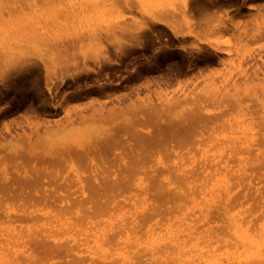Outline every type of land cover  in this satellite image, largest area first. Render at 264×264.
<instances>
[{"label": "bare ground", "instance_id": "6f19581e", "mask_svg": "<svg viewBox=\"0 0 264 264\" xmlns=\"http://www.w3.org/2000/svg\"><path fill=\"white\" fill-rule=\"evenodd\" d=\"M241 1L239 0H176L173 2L171 6L170 5L167 6L166 10L167 9L171 10L170 11L171 14H173L175 18L181 19V22L182 20L184 21V19L186 21L188 20L189 22L190 19L195 20L198 23L195 25V28L182 31L177 26L169 23L166 19H164L165 17H152L149 20V22L145 26L142 25V27H140V25L136 26V24L133 26L131 24L130 26H127L128 25L127 24L126 25L127 27L125 26L126 28L117 29L116 28L117 26L115 25L112 26L113 27L112 31L114 35L113 38H118L127 33L133 37L132 39H136L137 41H140L139 36L142 34L141 32L143 30L145 31V33L146 31H151L153 26L159 23L166 24L176 36L193 35V37L194 36L199 37L204 31H208L213 27L212 22L211 21L208 22L210 17H207L203 12V10H205L209 5L223 6L224 4H227L226 6L230 4H234L236 5L235 7L240 8L241 5L244 6L246 0H241ZM257 1L258 3L252 2L249 3L248 6L256 10V15L257 13H260V16L259 14L257 15L259 18H257L255 15L252 23L246 21L245 23L242 24V26H238L239 25L238 24L236 26V29L232 28V31L234 33L233 38L237 39L238 42H240L241 40L247 41L251 38L259 36L260 34L262 35V33L264 34V15H263L264 13L261 10V8L264 7V0H257ZM49 3L51 4V1H49ZM66 8L67 7H65L64 9ZM224 8L226 9V12L219 11V13L227 15L226 18L228 19L231 16L229 14L230 9L225 6ZM51 9H54V11L56 9L59 10L58 7ZM56 11L55 13L52 11L53 14L51 12V15H42V18L46 21V23H42L43 20L41 18L40 19L42 21L39 18L36 20H31L32 19V18L30 19L31 16H27V15L22 17L20 16V18H16L17 19L16 20L15 17H18L19 16L18 14L21 13H18L17 14L18 16L14 15L13 17L0 15V18H3V20L5 19V21H1V23H5V22L12 23L13 25L12 24L11 25L14 26L13 28L15 30V31L13 30L14 32L11 31L13 35L8 36V38H7V34H5V31H3V33L6 35V37L4 34H1L4 36L0 37V81L1 82L7 80L9 81L11 80L12 82H18V80L20 79L24 80V78L29 77V74L31 75V70H30L31 63L29 64L27 62L28 59L26 58H28L30 55L34 53H37L38 51H42V49L47 52L49 51L51 54H53V57L57 61L59 60V58H63L66 60V58H68L69 55L71 56L73 54V52L71 54L72 49L74 50L75 49L74 47L75 46L77 47L78 44H80L81 46V44H83L86 38L94 40L95 38L98 39V37H100L98 34L99 32H96V34L86 33L85 36H83L80 30H77L80 32V34H75V35H72V33L74 32H71V34L64 32L61 33V31L55 32L56 30L58 31L60 24L63 25L65 23L64 22L66 19L65 16H67V15H63L65 14L63 13V11L61 13H56ZM66 13L69 14L70 12L67 11ZM11 14H14V12L13 13L11 12L9 15ZM192 23L189 24L192 25ZM221 23L223 30L229 29L228 27L229 25H227L225 19L221 20ZM0 27L2 26L0 25ZM2 30L3 29H1V32ZM63 30H66V28L65 29L63 28ZM110 30L111 29H109V31ZM6 31L8 32V29ZM118 41L119 39H117V43ZM223 41L227 42L228 40H214L208 42V44L216 51L227 52L231 50L233 51V49L237 51H244L245 49V47L242 44H240V46H237L235 48L230 47L229 45L224 47ZM96 43H98L97 40ZM93 46L88 45L87 49L88 48L91 49L90 47ZM118 46H121V44ZM196 48L198 51V49H200L201 46L196 45L195 49ZM94 49L95 48H93V50ZM120 49L121 47H119V50ZM128 49L131 50V48ZM82 50L83 49H81V51ZM25 51H31V52L29 54H26ZM79 51L80 50H78V53H80ZM124 52H126V50ZM78 53L76 55H78ZM92 53H94V51ZM86 58L84 60H86ZM32 59L29 58V62ZM35 59H37V57ZM73 61L71 62L73 63ZM48 63H49V59H48ZM72 63L70 65H72ZM80 63L78 65H80ZM95 63L93 62V64ZM65 64L64 66H66ZM78 65L76 63V66ZM35 66H33V68ZM51 67L52 66H50V64L45 65L44 67L46 72L45 76H46L48 90H50V86H49L50 84H48L49 82L47 78L49 76ZM82 67H85V65ZM134 69L133 71H135ZM88 70L90 69L88 68ZM78 72L80 71L78 70ZM36 75H38V73ZM82 76L84 75L82 74L79 77ZM50 79L51 78L49 77V81ZM53 80L51 81V83L53 82ZM88 84L90 85V83ZM135 85L132 87L133 90L136 91L138 94V100L141 101L143 99L144 100L143 103L146 100L148 101L149 98L151 97L149 95H148L149 98L148 96H146L147 98L140 96V92L138 90L140 86H138L139 85L138 83L137 84L135 83ZM237 85L233 86V88L236 87V90H237ZM39 87L41 86L39 85ZM53 87L55 89V86ZM87 87L88 86H86V88ZM244 88H246V86ZM162 89H160V91L156 90L155 92L160 94L162 92ZM35 90L33 91L35 92ZM75 90H77V87ZM150 92L154 93V90ZM232 92L234 93V90H232ZM125 93L127 92H124L123 95ZM84 94H85L84 96L87 97L86 93ZM237 94L238 95H235L234 101L237 102L239 106L245 105L242 104L243 103V97H241L242 94L240 93L241 94L240 95L238 92ZM133 95L135 94L133 93ZM68 96L70 95L66 90V93H64L61 98L63 100ZM95 96L96 95H94V97ZM230 96L231 95H229V97ZM94 97L92 98V100H95ZM159 97L163 98V96H159ZM116 98L119 101L121 99V97H115V99ZM131 98L134 97L132 96ZM88 99H90V97ZM195 99L196 97L194 98V102ZM92 100L89 101L92 103ZM162 101L160 100L159 106L160 107L163 106L162 108H164L166 112H170V114L172 113L174 115L168 117L171 118L172 122H175V125L172 127L176 128L175 130L177 131L173 130L172 132H169L170 130H167L165 132L162 131L161 129H160L161 131H159L158 129L157 130L158 132L155 133L154 131L151 132L150 130L148 131H150L151 133L147 132V130L144 131V129L140 128V125L138 123H144V121H147V119H149V115L148 118L139 114H138L139 116L137 115L130 116L129 115L130 112L128 114L126 111V114H128V116H126L125 114V117L124 116L123 117L124 119L126 118L127 120L126 121L127 124L125 125V127H127V130H125L126 131L125 133L121 135L119 134V138L118 136H114L113 134H110V136L105 138L102 137V135L99 137L98 135H96V137H98L96 142L94 141L87 146H82L79 148L65 147L62 148L61 150L60 149L40 150L37 149L38 146L36 144L40 141V139L41 141H44L43 137L50 138L51 136L50 134L52 133H57L58 131L61 132L62 130H66V128L67 131H69L68 129H70L71 127L79 128L81 123L84 124L91 123L90 125H92L93 128L99 129L102 126V124L114 122L115 121L114 119L120 116L118 114L119 113L118 111L121 110L123 111V109L124 110L129 109V111L131 112L134 111L135 108H137L136 106H132L136 104L135 101L130 102L129 100L128 101V103L130 102L129 105H126L127 101H124L125 102L124 104L126 106H123L124 104L123 105L121 104L122 101L118 102L117 104L115 102L116 105L115 104L112 105L113 102H111L112 106L107 105L109 107H106L105 104H101L98 107L94 106L93 110L91 109L92 112L89 110L90 105L89 106L86 105V107L89 108L87 109L91 113L86 114L87 111L86 112L84 111L85 114L77 113L78 115L75 116L70 115L72 114L70 112L67 115L61 114L63 116H47L40 119V115L42 113L39 115V117H37L38 115L36 113H35L36 115L34 114L31 115V110H29L30 115L22 114L19 115V117L17 116V117H11L10 119L7 118L3 119L2 124L4 127V131L10 133L9 134L10 136L8 137L6 132H3L0 129V134H1L0 145L4 143L3 141L14 137V139L16 140L18 139L19 141H25L31 144L32 149L28 150L25 148L20 151L19 149L17 150L15 149L14 150L16 151L15 158L17 159L16 161H11V162L8 161V159H5V156H7V154H3L4 149H2V153L0 154V163H2L1 165H3L2 166L3 168L2 167L0 168L1 169L0 172H2L3 170V175L1 173L0 174L2 175L1 180L3 182L0 181V198L3 195H5L6 198L15 197L20 199L22 202L20 203L21 207L19 210L21 212L23 211L21 216L22 218H27V219L31 218L32 221L31 220L30 221L32 224H30L31 226L29 225L26 229L24 228L20 229V231H16V230L7 231L5 230V227L0 230V264H40L43 260L46 261V259L50 260L51 258H56L59 256L60 257L66 256V261H64L65 263L59 261L57 262L55 261L51 263L52 264H264V210L261 215H256L255 217L250 216V213L249 212L247 213L246 211L251 210L250 209L251 207L249 205L246 206V204L247 201L251 199V197L247 196L248 193H245L240 196L238 195L236 196L234 192V186H240L241 183L244 182L243 179L249 178L248 174L255 173L254 170L257 168L259 169L264 168V149L261 145L264 140V135L261 138L262 141H259L260 140L259 131L258 129L255 128V125L254 123H252V119L250 116L249 117L229 116V118H224L226 116H223V122H222L223 126L221 129L224 128L225 131L222 133L220 132L219 134L217 133L218 135L214 137L215 140H213V144H211V147H209L204 151L203 153L204 156L202 154L203 158H201L200 161L187 163L185 162L183 157L182 159L180 158L181 160L175 161L168 166L166 164V166L165 165H163L162 167L160 166L161 168L159 166L152 168L153 164L150 166V164L147 163L148 161L146 159L147 158L146 156H148L149 150H151V148L152 150L154 146L159 148V146L157 145L160 143H164L169 138H171L172 141V139H175L173 137L174 134L177 135L179 138L186 139L182 135V133L179 132L182 131L183 129L181 127L182 122L180 121L184 120L185 116H178V114L182 109L181 106L183 105V103L185 105L187 102H184V98H181L180 95L176 97L171 96L170 99L168 98L167 102L166 101L162 102ZM79 102L80 101H78L77 104ZM90 102L89 103L87 102V104H90ZM149 102H150V106L153 105L154 103L153 102L151 104V101ZM141 103H138L137 101V105H140ZM197 103L201 104V102L198 101ZM85 104L86 103H84V105ZM4 105L6 104L4 103ZM48 105L50 106V104ZM59 105H62V101L58 102V105H55V108L58 107ZM144 106L145 105H143V107ZM150 106H148V109ZM201 106L203 105L201 104ZM77 108L76 110H78ZM140 109H138V112ZM63 110L66 111L67 109L64 108ZM0 111H2V108ZM135 112L137 113V111ZM155 112H152L153 115L152 114L150 115H152V117L156 116L157 113L154 115ZM132 113L134 114V112ZM203 115L204 114L202 115L198 114L197 116H195L194 118L196 119V122L199 121L206 122V120H208L207 118H209L211 120L214 119L215 120L214 123L216 124L217 123L216 121L221 120L222 117L216 115H214L213 117L204 115L207 118H203L204 117ZM122 118H118V119H122ZM262 122L264 123V116ZM14 123L16 129L17 127L18 128L21 127L20 129H22L23 131L19 132L17 130L15 133H12V124ZM150 124H152V121H150ZM25 125L31 128L30 132H26L28 130H25L26 129L24 128ZM40 126L42 127V129H40L41 128ZM185 128L187 127L185 126ZM127 131L129 132L127 133ZM20 143L21 142H19V144ZM164 145L161 144L162 147ZM14 151L11 152H13L14 154ZM151 152L149 153V155L151 154ZM112 153H114L113 157H111ZM193 155L196 154L194 153ZM67 160H71V161L74 160L78 162L79 164L82 165V167L84 166V168H86V171L84 170L79 171L78 169H73L74 171L73 175L75 178H70L67 180L66 176H64L62 173L63 169L60 168L61 167L60 165L64 164V162L66 165V162H68ZM30 161L33 164H30L28 167L26 162L28 163ZM187 161L189 160L187 159ZM9 163L14 164L15 176H12L10 174L9 172L10 170L8 171V169L10 168H12L11 171H13V167L7 168V165H9ZM78 163H76L77 167H78ZM74 166L75 165L72 164V167ZM144 168L148 172V174H150L149 179H147L145 176L147 181H139L133 184L131 183V181L134 182L135 181L134 178V180L130 181V184L128 183L126 187L128 189L123 190L122 193L121 187L127 184V179H125L123 176L124 173H126V171L131 170L130 174L132 173V171L138 174L140 173V171L142 172V169ZM138 169L141 170L139 172H136V170ZM145 170H143V172ZM122 173H123L122 178L121 177L119 178L118 175L119 174L121 175ZM148 174H144V175H148ZM125 175L127 176V174ZM132 175L133 174H131V176ZM59 177L62 178V180H60L62 182H58V184H56V190L62 187L61 185L62 183L68 185L69 189L75 187L74 185L77 184L78 186L76 188L80 190L79 194H75V195L72 194L70 196H72L73 199L70 200L69 198H67L64 200V197L68 196V193L67 195H65L66 193L62 190H58V192L56 193L57 195H54V192L48 193L47 192L48 188H54L55 190V187H53V185L54 182L58 181L57 179ZM234 177H236L237 179L236 183L232 181V179L234 180ZM123 178L126 180V183H123L125 182ZM240 178H242V182L238 181ZM40 185L43 186L42 192H40V188H39ZM257 189H259V186L257 187ZM87 191H89L91 194H88ZM155 195L161 198L159 199L160 201L157 200L158 198L155 199ZM121 196L124 197L121 198ZM126 196H128L129 198ZM245 196H247L248 198H245ZM261 197L264 198L263 196ZM6 198L3 197L2 199H6ZM34 200H44L46 203L50 202L56 205L60 204L61 207H58L59 211H61L62 209L64 210L63 212L56 211L57 213H52V214L45 212L38 214L36 213V211H39L37 210V208L28 209L30 205H38L33 203ZM28 203L31 204L27 206ZM25 204L27 207H25ZM212 207H215V210L214 209L212 210L211 209ZM69 208L72 209L69 210ZM220 208H223V210H219ZM0 211L6 213V216L9 217L10 219L13 218L14 215H17L15 213L11 214L12 212L7 210L6 208H3ZM217 211L219 212V214L216 215V213H218ZM72 212L74 213L70 214ZM65 215H69V216H65ZM221 215L225 218L224 220L225 225L220 226L221 224L220 223L219 227H216L218 225L215 224L214 226H212L213 224L212 225L210 224L211 221L212 222L214 221L216 224H218L217 222L220 220V218L218 219L217 222L216 220ZM164 216L165 217L168 216L167 220L166 222H161V218ZM13 229H15V227H13ZM45 264H48V262L46 261Z\"/></svg>", "mask_w": 264, "mask_h": 264}, {"label": "rangeland", "instance_id": "374dc122", "mask_svg": "<svg viewBox=\"0 0 264 264\" xmlns=\"http://www.w3.org/2000/svg\"><path fill=\"white\" fill-rule=\"evenodd\" d=\"M49 1H51V4L49 3ZM174 1H176V0H56V2H55V0H0V15L10 16V17H13L14 15H16V16L19 15L18 17H15V19L20 18V16L22 17V16L27 15V16H31L30 17V19L32 18L31 20H36L38 18L39 19L41 18L43 20L42 21L40 19L42 21V23H46V21L42 18V15H51V12L53 11L55 13L56 10H57L56 13H61L63 11V13H65L63 15H67V16H65L66 17V19L64 21L65 23L63 22L64 23V24L62 23L63 25L60 24L58 31L56 30L55 32L61 31V33L64 32V33H70V34H71V32H74V33H72V35L80 34V32H81L83 34V36H85L86 33L87 34L88 33L89 34L90 33L96 34V32H99L98 34L100 36V37H98V39L95 38L98 43H96L95 39L93 40V39L86 38L87 40L85 39L83 44H81V46H80V44H78L77 47L76 46L74 47L76 50L77 49L80 50L79 51L80 53H78V50L76 51L75 49L74 50L72 49L71 54H72V52H73V54L71 56L69 55V57L66 58V60L63 58H59V60L57 61L53 57V54H51L49 51L47 52V51L42 49V51H38L37 53H34V54L30 55L28 58H26V59H28L27 62L29 64L31 63L30 64L31 66L29 65L30 70H31V75L29 74V77L24 78V80L20 79V80H18V82H12L11 80L10 81L7 80L4 82L0 81V85H1L0 91L2 90L0 92V96H1L0 97V110L2 108V111H0V129L3 132H6V131H4V127L2 124L3 119H6V118L10 119L11 117H17V116L19 117V115H22V114L23 115L24 114L30 115L29 110H31V115L37 114L38 115L37 117H39V115L42 113L40 115V119H41V118L47 117V116H63L65 114L67 115L70 112L72 113L70 115H74V116L78 115L77 113H79V114L84 113L85 114L86 111H87L86 114H89L92 112L94 106L98 107L101 104H105L106 107H109V106L114 105L115 102L117 104L118 102L122 101L121 104L123 105L125 103L124 101H127L126 105H129L130 102L135 101L136 104L132 105V106L137 107V108H135L134 111H132V112H134V114L131 111H129V109H125V110L123 109V111L122 110L118 111L119 112L118 114L120 116L115 118L114 119L115 121L112 120L114 122H112V123L110 122L111 124L110 123L102 124L103 127L101 126L99 129L93 128L92 125H90L91 123H89V124L81 123L79 128H77V127L72 128L70 126L71 128L68 127V128H70V129H68L69 131H67V128H66V130H62L61 132L58 131L57 133H52L54 135L50 134L51 135L50 138L43 137L44 141H41V139H40V141L36 144L38 146L37 149H40V150H48V149L59 150L60 149L61 150L62 148H65V147L79 148L82 146H87L94 141L96 142L97 138L101 135H102V137L105 138V137L110 136V134H113L114 136H118V138H119V134L121 135V134L126 132L125 130H127V127H125V125L127 124V122H126L127 120H126V118L124 119L126 111L128 114L130 112V114H129L130 116L142 115V116H145L146 118H148V115H149V119H147V121H144V123H138L140 125V128L144 129V131L145 130H147V132H150V131L153 132L154 131V133H155V132H158L157 130L159 129V131L162 130V131L166 132L167 130H170L169 132H172L173 130L177 131V130H175L176 128L172 127L175 125V122H172L171 118L168 116H174V115L172 113L170 114V112H166L165 109L162 108L163 106L162 107L159 106V103H160V100L167 102L168 98L170 99L171 96L176 97V96L180 95L181 98H184V102H187L185 105L183 103V105L181 106L182 109L180 110V112L178 114V116H185V119L180 121V122H182L181 127L183 129H182V131H179V132H181L182 135L186 139L179 138L177 135L174 134L173 137L175 139H172V141H171V138H169L168 140L165 141L166 143L164 142V143H160L157 145V146H159L160 149L158 147H155V146H154L153 150L151 148L152 152H151V150H149V153L151 152V154L149 155V153H148V156H146L147 157L146 159L148 161L147 163H149L150 166L153 164L152 168H154L156 166H159V167L160 166L162 167L163 165L166 166V164L168 166L175 161L181 160L183 157H184L183 159L187 163H189V162L193 163V162L200 161L201 158H203V156H204V154H203L204 151L206 149H208L209 147H211V144H213V140H215L214 137L216 135H218L220 132L222 133L225 131L224 128L221 129L223 126V124H222L223 116H226L224 118H229V116H248V117L250 116L252 119V123H254L255 128L258 129V131H259V135H260L259 141H262L261 138L264 135V123L262 122L263 116H264V34L262 33V35L260 34L259 36L251 38L247 41L241 40L240 42H238L237 39L233 38L234 33L232 31V28L236 29V26L238 24H239L238 26H242V24L245 23L246 21H248L249 23L253 22V18L256 15V10L249 7L248 5H249V3H252V2L258 3L257 0H246L244 6L241 5L240 8L235 7L236 5H234V4H230L228 6H226L227 4H224L223 6L222 5H214V6L209 5L205 10H203V12L205 13V15L207 17H210L208 22L211 21L213 27L211 29H209L208 31H204L199 37H195V36L193 37V35L176 36L173 33V31L166 24L159 23V24H156L155 26H153L151 31H146L147 34L143 30L144 32L142 31L141 32L142 34L139 36L140 41H137L136 39H132L133 37L127 33L118 37V38H113L114 35H113V31H112V28H113L112 26H114V25L117 26L116 27L117 29L126 28L127 26H130V24L132 26L135 24H136V26L140 25V27H142V25L145 26L152 17H165L164 19H166L169 23L174 24L175 26H177L182 31H186V30H189L191 28H195V25L198 24L195 20L190 19V22H189L188 20L186 21L184 19V21L182 20V22H181V19L175 18L173 16V14H171V12H170L171 10H169V9L166 10V7L169 5L171 6ZM239 1H241V0H239ZM53 2H55V3H53ZM224 6L228 7L230 9L229 14L231 16L228 19L226 18L227 15L219 13V11L226 12V9L224 8ZM50 7L51 8H57L58 7L59 10L56 9L54 11V9H51ZM65 7H67V8L64 9ZM71 7H72V9H71ZM261 10L264 13V7H262ZM67 11L70 12L69 13L70 15L68 13H66ZM11 12L12 13L14 12V14L9 15ZM53 12H52V14H53ZM75 12H77V13H75ZM18 13H21V14H18ZM258 14L260 16V13H257V15ZM257 15H256V17L259 18ZM67 18H69V19H67ZM224 19L226 20L227 25H229L228 26L229 29H227V30L222 29L221 20H224ZM70 20H71V22H70ZM1 21H5V19L3 20V18H0V23H1ZM186 22H188V23H186ZM240 22H242V23H240ZM8 23L9 22H5V23L0 24L2 26V27H0V32H1V29H3L2 32L0 33V37L4 36L5 34H7V38H8V36L13 35L12 32L15 31L13 28L14 26H12L13 25L12 23H9V24ZM132 23H134V24H132ZM189 23H192V25ZM3 25L5 26V28ZM122 26H124V27H122ZM63 28L64 29L66 28V30H63ZM7 29H8V32L10 30L9 34L6 31ZM109 29H111V30L109 31ZM77 30H80V32ZM3 31H5V34L3 33ZM1 34H4V35H1ZM5 37H6V35H5ZM88 39L90 41L91 40L92 41L90 42ZM117 39H119L118 43H117ZM123 39H124V41H123ZM112 40H113V42H112ZM214 40H228L227 42L223 41L224 47L229 45L230 47L235 48L237 46H240V44H242L245 47V49H244V51H237V50L233 49V51L231 50L232 52L231 51H227V52L226 51H216L208 44V42H211ZM116 43L118 45L121 44V46H118ZM93 44H94V46H93ZM96 44H98V45H96ZM88 45L93 46V47H90L91 49H89V48L87 49ZM196 45L201 46L202 49L200 48L201 50L198 49V51H197V48L195 49ZM96 47L100 51V53L96 49ZM119 47H121L120 50H119ZM84 48H85V51H88V52H85ZM93 48H95L96 51H95V49L93 50ZM128 48H131V50ZM81 49H83V50L81 51ZM92 50L94 51V53H92L93 52ZM125 50H126V52H124ZM74 51H76V52H74ZM25 52H26V54H29L31 51H25ZM206 52H208L209 54ZM77 53H78V55H76ZM119 54H120V56H119ZM75 55H76V57H75ZM90 55H91V57H90ZM40 56L42 59L40 58ZM36 57H37V59H35ZM71 57H73V58H71ZM86 57H88V58H86ZM29 58L30 59L33 58V59L29 62ZM43 58L44 59L46 58L47 60L46 59L44 60ZM69 58H71V59H69ZM74 58H75V60H74ZM85 58H86V60H84ZM89 58H91V59H89ZM97 58H99V59L101 58V59L99 60ZM48 59H49V63H48ZM64 60H65L66 64H65ZM73 60L75 61V63ZM97 60H99V61H97ZM71 61H73V63ZM89 62L91 63V65ZM93 62L94 63L96 62L95 63L96 65L93 64ZM71 63H72V65H70ZM76 63H77V65L80 63V65H78L80 67V69L78 66H76ZM49 64H50V66L54 67V68L51 67V69H53V70L50 69V72L51 71L52 72L51 73L49 72V76L47 78V80L49 82L48 84H50L49 85L50 90H48L46 76H45L46 72H45V68H44L45 65H49ZM64 64L66 66H64ZM97 64H98V66H97ZM102 64H103V66H102ZM37 65H38V67H37ZM81 65L82 66L85 65V67H82ZM33 66H35L36 68L35 67L33 68ZM63 66L65 67V69ZM73 66L75 68L76 67L77 68L75 69ZM67 67H68V69H67ZM70 67H71V70H70ZM87 67L90 70H88ZM134 68H137V69H134ZM133 69L135 71H133ZM68 70H69V72H68ZM74 70H75V72H74ZM78 70L80 72H78ZM95 70H96V72H95ZM81 71H83V72H81ZM63 72L66 74L67 73H69V74L66 75ZM73 72H74V74H73ZM37 73H38V75L39 74L40 75L39 76L36 75ZM78 73H79V75H78ZM81 73L85 77L84 76L79 77L82 75ZM85 73H86V75H85ZM56 75H57V77H56ZM68 75H70V76H68ZM77 75H78V77H77ZM132 75H133V77H132ZM54 76H55V78H54ZM71 76H73V77H71ZM97 76H99V77H97ZM49 77L51 78L50 81H49ZM66 78H68V79H66ZM78 78H80V79H78ZM88 78L90 79V81ZM91 78H93V79H91ZM97 78H99V79H97ZM64 79H66L67 81ZM147 79L149 80V82ZM52 80H53V82L51 83ZM83 80H84V82H83ZM35 81H37V82H35ZM57 81H58V83H57ZM86 81H88V82H86ZM98 81H100V82H98ZM109 81H111V82H109ZM31 82H32V84H31ZM33 82H34V84H33ZM63 83H64V85H63ZM88 83H90V85ZM94 83H95V85H94ZM100 83H101V85H100ZM135 83L136 84L138 83L139 84L138 86H140L139 87L140 89L138 88V90L140 92V96L147 98L146 96L149 95L151 97V98H149V96H148V98H149L148 101L146 100L143 103L144 100L142 99L141 100L142 103H141V101L138 100V94L136 91L133 90V87H132L135 85ZM147 84L149 86L150 85L151 86L149 87ZM39 85L41 87H39ZM45 85L47 86V88ZM57 85H58V87H57ZM68 85H70V86H68ZM145 85H147V86H145ZM234 85L235 86L237 85V90H236V87L233 88ZM8 86H9V88H8ZM32 86H34V87H32ZM53 86H55V89ZM59 86H60V88H59ZM86 86L91 87V88L87 87L88 88L87 89ZM144 86H145V88H144ZM245 86H246V88H244ZM76 87H77V90H75ZM100 87H101V89H100ZM168 87L170 90L168 89ZM35 88H36V90H35ZM162 88L163 89L165 88V89L163 90ZM160 89H162V92L160 94L155 92L156 90L160 91ZM33 90H35V92ZM66 90L70 96H68L67 98H64L62 100L61 97L64 93H66ZM99 90H101V91H99ZM153 90H154V93L150 92ZM232 90H234V93L232 92ZM123 91L127 92V93H125L123 95V93H124ZM230 91H231V93H230ZM88 92H91V93H88ZM92 92L93 93L96 92L98 95L96 93H94V95H96L97 97L96 96L94 97ZM237 92L239 94L241 93L243 95L242 96L240 94L241 97H243V103L242 104H245V105L239 106L238 103L234 101L235 95H238ZM84 93H86L87 97L84 96L85 95ZM133 93L135 95H133ZM163 93H165V94H163ZM232 93H233V95H232ZM121 94H122V96H121ZM136 94H137V96H136ZM155 94H157V95H155ZM36 95H37V97H36ZM59 95H61V96H59ZM99 95H100V97H99ZM158 95L163 96V98L159 97ZM164 95H165V97H164ZM229 95H231V96L229 97ZM46 96H47V98H46ZM114 96L115 97H121L122 100L120 99V101H119L117 98L115 99ZM132 96L134 98H131ZM89 97H90V99H88ZM93 97L95 98V100H92ZM104 97H107V98H104ZM123 97H124V99H123ZM127 97H129V98H127ZM152 97H153V99H152ZM195 97H196V99L194 102ZM104 99H106V100H104ZM128 99L130 100L129 103H128V101H129ZM89 100L90 101L92 100V103ZM98 100H99V102H98ZM61 101H62V105H59L58 107L55 108V105H58V102H61ZM78 101H80L81 104H80V102L77 104ZM105 101H107L108 103ZM137 101H138V103H141V104L137 105ZM149 101H151V104L153 102L155 104L153 103V105H151L152 106L151 107ZM197 101L201 102V104L203 106H201L200 103H197ZM87 102L88 103L90 102V104H87ZM111 102H113L112 105H111ZM148 102H149V104H148ZM156 102H157V105H156ZM4 103L6 105H4ZM67 103H69V104H67ZM84 103H86V104L84 105ZM48 104H50V106ZM97 104H99V105H97ZM86 105L87 106L90 105L89 106L90 109L88 107H86ZM107 105H109V106H107ZM126 105L124 104L123 106H126ZM143 105H145L147 107H145V106L143 107ZM73 106H75V107H73ZM148 106H150L149 109H148ZM158 106L160 107V109ZM10 107H12V108H10ZM64 108L67 110L66 111L63 110ZM76 108L78 110H76ZM87 108L91 112H89V110ZM150 108H152V109H150ZM8 109H10V110H8ZM138 109H140L141 111L139 110V112H138ZM81 110H83V111H81ZM155 110H156V112H155ZM75 111H77V112H75ZM135 111H137V113ZM198 111L199 112L201 111L202 114H204L205 116L213 117L214 115H216V116H220V117L222 116V117H221V120H219L220 122L218 120L216 121L217 122L216 124L214 123L215 122L214 119L211 120V119L205 117L204 115H203L204 116L203 118L208 119V120H206V122L205 121L196 122V119L194 117L197 116L198 114L202 115L201 112L199 113ZM152 112H155L154 115L157 113L156 116L152 117V115H153ZM61 114H63V115H61ZM128 114H126V116H128ZM150 114H152V115H150ZM118 118H122V119H118ZM194 120H195V122H194ZM209 120H211L213 123ZM150 121H152V124H150ZM208 121L211 123H209ZM148 122H149V124H148ZM170 122H172V123H170ZM154 123H155V125H154ZM141 124H142V126H141ZM105 125H106V127H105ZM107 125H108V128H107ZM185 126L187 128H185ZM159 127H161V128H159ZM20 128L17 127V129H16L15 123L12 124V133H15L17 130L19 132H22L23 130ZM24 128H26L25 130H28L26 132H30V130H31V128H29L26 125L24 126ZM103 128H105V129H103ZM40 129H42V127ZM148 130H150V131H148ZM128 132L129 131H127V133ZM6 134L8 137L10 136L9 135L10 133L6 132ZM57 134H59V135H57ZM96 135H98V137H96ZM13 139H14V137L7 139V140L3 141L4 143H2L0 145V154L2 153V149H4L3 154H7V156H5V159H8V161H10V162L16 161V159H17V158H15L16 157V151H14L15 149L16 150L19 149V151L22 149H25V148L28 150L32 149L31 144H29L25 141H19L18 139L17 140L16 139L13 140ZM19 142H21L20 143L21 145L19 144ZM161 144L162 145L165 144V145L162 147ZM261 145L264 149V140H263V143ZM198 148H199V150H198ZM189 149H190V151H189ZM11 151H14V154ZM191 153H193V154L195 153L196 155H193ZM198 153H199V155H198ZM113 154L114 153H112L111 157L114 156ZM184 154L187 156H185ZM202 154H203V156H202ZM182 155H184V156H182ZM197 155H198V158H197ZM185 157H187V158H185ZM194 157H195V159H194ZM160 159H161V161H160ZM187 159L189 161H187ZM67 161L68 162H66V165H65V162H64V164L60 165L61 166L60 168L63 169L62 173L64 176H66L67 180L70 178H75L73 175L74 174L73 169H78L79 171H81V170L86 171V168H84V166L82 167V165L79 164L78 162H76L74 160H72V161L67 160ZM73 161H74V163H73ZM2 162H3V160H2ZM30 162H28V163L26 162L28 167L30 164H33L32 162L31 163ZM75 162L78 163V167H77V164ZM1 164L2 163H0V168L3 166ZM10 164H11V166H10ZM12 164L13 163H9V165H7V168L13 167V171H11L12 168L8 169V171L10 170L9 171L10 174L12 176H15L14 164L13 165ZM72 164H74L75 166L72 167ZM69 165L71 166V168ZM140 170L141 169H138V170H136V172H139ZM143 170H145V168L142 169V172L140 171L141 174L143 173L142 175L140 173L136 174L132 171L131 174H133L132 175L133 177L130 174L131 170L126 171V173H124V175H123V173L121 175L120 174L118 175L119 178L120 177L122 178V175H123L124 178L127 179V184L124 185L125 187L124 186L121 187L122 193H123V190L128 189V188H126L128 183L130 184V181L134 180V178H135V181L134 182L131 181V183H133V184H135V182L147 181V179H149L150 174H148V172L146 170L144 171L145 172L144 173ZM254 171H255V173H252L253 175L248 174L249 178L243 179L244 182H242V178H240L238 180V181L242 182L241 183L242 186L241 185L240 186H234V192H235L236 196L237 195L240 196V195H243L245 193H248L249 195L247 194V196L251 197V199H249L247 201V204H246V206L249 205L251 207L250 208L251 210H247L246 212L247 213L249 212L250 216H252V217H255L256 215H261L263 210H264V198L261 197V196L264 197V168H261V169L257 168ZM0 173L3 175V170ZM1 174H0V181L3 182L1 180L2 179ZM125 174H127V176ZM144 174H148V175H144ZM168 174H170V173H168ZM135 175H137V176H135ZM145 176L147 179L145 178ZM125 179H124L125 182H123V183H126ZM57 180L58 181L54 182V185H53V187H55V190H54V188H48V191H47L48 193L54 192V195H57L56 193L58 192V190H62L66 193L65 195H67V193H68V196H65L64 200L67 198H69L71 200V199H73V197L70 195L79 194L80 190L78 188H76L78 186L77 184L74 185L75 187H72L71 189H69L68 185H66L65 183H62L61 184L62 187L59 188L58 190H56V184H58V182H62V181H60V180H62V178L59 177ZM236 180H237L236 177H234V180L232 179V181L235 183L237 182ZM258 186H259V189H257ZM123 187H124V189H123ZM39 188H40V192H42L43 186L40 185ZM87 193L91 194L89 191H87ZM156 196L157 195H155V199L158 198L157 200L160 201L159 199H161V198H159V196H157V197ZM247 196H245V198H248ZM3 197L6 198V196L3 195L0 198V207H1L0 210H2L3 208H6L10 212H12L11 214L15 213L17 215H14V217L10 219L9 217L6 216V213H4L3 211H0V230L5 227V230H7V231H15V230L20 231V229H23V228L26 229L30 224H32L31 218L27 219V218H22V216H21L23 211L21 212L19 210L21 207L20 203L22 202L20 199L15 198V197L2 199ZM123 197L124 196H121V198H123ZM126 197H128V196H126ZM52 198H55V197H52ZM33 203L38 204V205H30L31 203H28L27 206L30 205L28 209L37 208V210H39V211H36V213H38V214L44 213V212L52 214V213H57V212H63V210H64V209L61 210V208H60L61 211H59L58 207H61L60 204L56 205V204H53L50 202L46 203L44 200H34ZM26 204H25V207H27ZM261 204H262V206H261ZM246 206H243V207H246ZM236 207H239V206H236ZM22 208H24V207H22ZM71 209L72 208H69V210H71ZM211 209L215 210V207H212ZM219 210H223V208H220ZM73 213L74 212H72L70 214H73ZM217 214H219V212L216 213V215ZM220 214H221V211H220ZM65 216H69V215H65ZM221 216L218 217L216 220V222H217L218 219L220 218V220L217 222L218 224H216L214 221L213 222L211 221L210 224L211 225L213 224L212 226H214V224L218 225L216 227H219L220 223L222 224V225L220 224V226L225 225V221H224L225 218L223 216L221 218ZM167 217L168 216L162 217L163 220L161 218V222H166ZM59 218H61V217H59ZM221 221H224V222H221ZM208 226H209V224H208ZM13 227H15V229H13ZM54 227H56V226H54ZM147 256H149V255H147ZM48 260L46 259L48 264H52L51 262H55V261L65 263L64 261H66V256H61V257L59 256L56 258H51L49 261ZM46 261L43 260L40 264H45Z\"/></svg>", "mask_w": 264, "mask_h": 264}]
</instances>
